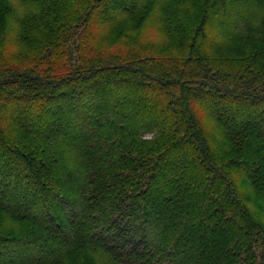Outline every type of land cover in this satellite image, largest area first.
<instances>
[{
	"label": "trees",
	"instance_id": "trees-1",
	"mask_svg": "<svg viewBox=\"0 0 264 264\" xmlns=\"http://www.w3.org/2000/svg\"><path fill=\"white\" fill-rule=\"evenodd\" d=\"M172 1L0 0V264H264V0Z\"/></svg>",
	"mask_w": 264,
	"mask_h": 264
},
{
	"label": "rangeland",
	"instance_id": "rangeland-1",
	"mask_svg": "<svg viewBox=\"0 0 264 264\" xmlns=\"http://www.w3.org/2000/svg\"><path fill=\"white\" fill-rule=\"evenodd\" d=\"M28 2L34 3L33 1H28ZM183 2H184V0H173L172 1V6L178 5L179 3H183ZM185 3H183V4H185ZM19 4H15V10H16L18 15H22V14H24L26 12V8H25V5H22V2H21V6H19ZM187 7L189 8L187 12H188L190 18L194 19V17H195L194 15H199L200 14V10L201 9H199L198 6L190 4V6H187ZM147 21L148 20H146L145 23ZM125 25H126V23H122L117 28L113 29L112 31H109L108 29H106V30L104 29L103 30L102 26L101 27L100 26L99 27L98 26L94 27V31H97V30L102 31L99 34H102V33H105V32H107V34H108V38L109 39L101 38L99 44L104 45L103 43H105L106 46H108L110 48L122 49V47H124L125 44L127 45V42L125 41V39H122L120 37L115 38L114 35H116L118 32H121V33L125 32L126 31V26ZM148 33L151 34V36H150L151 39L149 40L151 43H153L155 45H162L164 43H167L166 42L167 39L164 38L162 33L157 32L155 28L149 29ZM66 43H68V45L72 48L71 49L72 51H75V47L77 46V42H72L71 40H69ZM115 44L117 45V47H111V46H113ZM7 46L8 47L10 46L11 48H13V46H11V45H7ZM23 46H29V44L25 43V44H23ZM17 55H18V53L14 54L15 58H17ZM18 60H26L27 61V58L24 57L23 54H20ZM61 61L62 60L59 61L58 65L60 67L62 66L61 70L65 72V71L68 70V64H72V65H76L77 64V60L75 58V52H72V59L69 60L70 61L69 63L64 62V61L61 62ZM36 63L37 64L39 63V65L42 66L41 68L47 67V64L45 62H43V61L37 62V60H36ZM55 67H58V66H55Z\"/></svg>",
	"mask_w": 264,
	"mask_h": 264
}]
</instances>
